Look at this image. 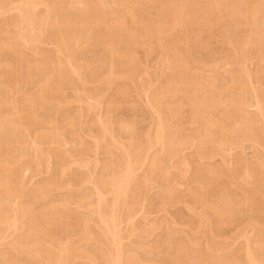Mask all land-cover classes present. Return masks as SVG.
Returning <instances> with one entry per match:
<instances>
[{
  "label": "bare ground",
  "instance_id": "1",
  "mask_svg": "<svg viewBox=\"0 0 264 264\" xmlns=\"http://www.w3.org/2000/svg\"><path fill=\"white\" fill-rule=\"evenodd\" d=\"M262 1L263 0H261L260 3ZM256 3L259 2H255V0H235L234 3H232V7H228V0H0V243H4L7 246V249L3 250V261L0 260L2 261L1 264H64L67 257H70L69 259H71V257L72 259L75 257L77 259L83 257L85 258V261L89 260L87 264H92L97 261V259H94L95 256L92 253L93 250L91 251L86 247L84 249L82 247L83 250H79V248H77V251L79 250L78 253L74 250V247L72 248V246L64 248L66 244L65 240L71 237L73 233H76L75 235L78 237L80 236L79 238H81L82 241H86L87 244L91 240L96 242L99 240L98 238H100L101 235L102 238L104 237L103 239L100 238L101 240H107L106 242H109L108 244H116L115 249L117 251L112 248L114 246L110 247V245L104 241V244L108 245L113 250V254L115 250L114 256L111 253V249L103 244V241L100 243L106 247V249L102 247L103 250H107V252H104L106 253L105 255H103L101 251L99 252L106 257L107 261L104 259L106 264H120L121 261L123 262L124 260V263L132 264L135 255L134 257L131 253H129V255H123L124 253H122L120 246L118 245V240L123 238L121 236L120 238V234L117 233L119 232L118 229L121 228L119 226L121 223L119 222V224L116 221L123 219L122 217H119L118 219V212L119 210L121 211L124 209V206L128 210V207L132 208L134 204L136 206L138 202L141 203L142 201L140 199L139 192L143 191L138 190L142 189L143 186V188H145L146 184H149L151 181L155 179L160 180L159 178L164 179V175L165 177L168 175V171L165 173L167 170H165V168H167V166L164 167L161 162H166L169 159L171 160V158L178 155L180 151L183 152L182 148H189L190 145L195 147L197 157L210 159L213 156L222 155L223 157V152L225 153L226 149L222 147L224 145L228 147H237L240 142L249 141L252 144L260 145V147H262V151L255 154V164H246L243 167L244 162L243 159H241L242 157L240 158L236 155L232 158L231 167H226L227 169L224 168V166L209 167L208 165V167H204L203 165L205 164L201 165L203 167H200L199 165V167L194 168L195 171L193 169L194 173H192L193 175H190L192 176L190 179L194 185H190L191 187H188L187 196L189 197L192 205L200 203V206L203 207V210L200 209L199 213L200 224L204 221L205 222L203 224H205L206 221L211 219L210 221H213L211 224L214 225V229H216L217 232H211V240H209L210 242H208L205 251H198L199 249H196L195 240L198 238L196 231L192 235L186 236L189 237V242H187L190 245L187 247L185 246L187 244H183L181 246L177 244L180 247L185 246L182 250H179L183 254H179L177 251V253L174 254V258L171 257L173 259L170 260L171 262L169 264H187V262H192L194 264L193 261L195 260L198 262L199 260L201 261L199 263L197 262L198 264H202V262L203 264H210L213 263V261H217L219 264H237V262L240 261L232 256L226 257V255V258L224 259L220 260L218 258L219 260H214L216 258H211L209 254L211 253L210 251H214L216 249L217 244H215L214 239L217 234L215 233H218L219 228L221 229L220 226L225 225L228 222L230 224L231 221L234 222L233 220L241 215L243 207L249 208L250 210L253 209L255 212L259 211L264 213V200L261 201L260 199L262 194L258 197L260 199L258 200L259 202L257 201L258 198L256 199V193L262 192L261 189L264 188V181L262 179V181L260 180L263 176L258 179V174L260 175L261 172L264 174V89L261 90L260 93L256 94V100L252 104V97H254L252 93L255 90H253V86H250V83L254 79L258 80L264 75L263 71H259L257 73L254 72L253 74L252 70V72L249 73L248 71L246 72L243 67V69L233 68L227 73V77H229V79H227V84L214 88L215 81L217 79L216 74L220 69L217 70L216 68V74L214 72L204 77L205 75L202 76L199 73L197 74V71H195V64L197 63H195L192 68L194 57H191L194 56L192 55V52L196 49H207L208 47L210 49L209 45L212 44V41H209V39L213 37L216 39L219 37V40L225 39L228 40V43L231 42L233 48L229 45L230 43L227 44L234 51L239 50L240 55L238 54V59L235 58V60H233V55H230L231 57L228 55L229 57L223 60L226 63H230L233 66H235L234 64L242 66L244 63L249 62L248 60L251 61L252 59H259L260 61L263 54L262 51L264 49V43L262 42L263 39L260 38L261 41H259L260 39L258 38V40L256 39L257 41H255V38L252 36L249 38L245 37L246 39H244V34L241 35L243 38L240 36V34H242L240 33L242 32L241 27L245 24L249 25L248 28L251 30L249 32H251V34L253 33L252 35L259 37L262 36V34L264 35V3ZM112 5H115L116 10L111 8ZM216 10H219L218 12L220 14L221 11H223L224 14L226 13L225 15L228 14L227 17H229V21H231V26L228 28L229 30L231 29V34L229 33L230 38L225 37L226 35H223V32H221L222 30L219 29L217 24L213 23L212 14L215 15L214 11ZM218 12H216V14ZM224 14L222 13V16H224ZM260 23L263 24L259 26ZM247 25H245V28ZM227 27L229 26L227 25ZM228 29H225V31ZM201 33L203 35L204 33L206 34V36L204 35L202 39L200 36ZM197 40H199V42ZM222 42L223 41L220 43ZM43 43L44 45L45 43H50L53 48H41L40 45ZM183 49L185 51L184 54L181 53L184 52L181 51ZM88 50H90V52ZM139 51H142L141 53L144 52V56H146V58H149L148 56L154 54L156 55L158 52L160 56L157 55L156 57L159 56L161 62L160 60L158 61L162 63L161 66L163 69L165 66L164 70H166L163 72L164 70L162 68L160 70L158 67L161 71L160 73L158 70V74L160 73L161 76L166 75L168 70V73L165 76L166 83L163 85L161 82V85L160 82H158V88L155 89L152 87L154 91L149 88L152 93L149 92L151 95L148 99H146V103L148 101L147 107H150L151 110L156 112L155 116V112L152 111L154 114L150 116L152 118L155 116V119L151 118V121L149 122L151 124L156 122L157 116H162V118L160 117L162 120L157 117V119H160L161 121L157 120V122L159 121L160 123H153L158 125L152 126L153 129L156 127L155 130L148 132L151 129L150 128L148 131H145L146 133L143 132L140 134H137V130H135V123L128 121L130 119L127 121L120 120V122L117 120L118 125L116 123L114 124H116V127L118 126L120 128H118L120 131L121 129L130 132L133 131L132 134L135 133L139 136L136 135L134 138L135 135L133 134V136H131L132 134L130 133V137H132L133 140H130L128 144H122V141L118 142L117 138L116 142L112 139L110 142L116 143L115 145L112 144V148L114 145L115 148L117 147V150L120 147V150L122 151L117 156H113L112 151L114 150L111 149V144L105 141L106 137L113 133L107 129V127L114 126V124L112 125L113 121H109L111 119L105 120L107 118L103 117L100 118V114L98 120L95 121L94 118V120L92 119L94 116L90 117L89 115L96 113L95 110H97L96 108L100 106V103L101 105L107 103L105 102L102 104L103 99L102 102L100 100L102 95H99L100 97L97 96V89L107 88L108 86L110 87V85L112 87V85L114 86L113 81L127 80L133 85L134 89L137 88L136 90L142 92L141 95H145L143 92H146L145 98L146 96L148 97L149 89L146 88L144 79V84L142 83V80L139 79L144 74L142 67H139V63L141 62L139 59L142 57L140 56L139 59L135 58V56H138L135 54L137 52L139 53ZM86 52H89L90 54L94 52V54L93 56L91 55L92 57L88 58V56L86 58L88 54H85ZM222 52L224 51L222 50ZM190 55L192 56L190 57ZM222 57L224 59V54L221 58ZM152 58L155 59L153 56ZM158 61L156 60L155 62ZM212 61L215 63L214 59ZM199 62H202V60ZM92 63L95 64V68ZM241 63L243 64L241 65ZM141 64L143 63L141 62L140 65ZM214 66H212L213 69L215 68ZM222 66L224 65H221V67ZM209 68H211L210 65ZM84 71L88 74L84 75ZM105 71L108 74L107 76H103ZM144 72L145 74L148 73L146 70H144ZM170 80H173V82H169ZM222 80L224 81V79ZM21 82H23L22 84L25 82V84L31 85L35 88V90L31 92L29 89V92L26 89L27 93H23V87L19 88V84ZM126 82L125 85L122 84V86H125L124 88L121 87V85L118 86L119 88H122H120L121 90H117L121 95V98L129 93V90H131L130 87L126 88L130 85L129 83L127 85ZM148 82L146 80V83ZM89 85L92 87L88 88ZM109 87L108 89H111V87ZM67 88L68 92L69 89L72 91L73 96L71 97L74 98L75 102L79 106L86 101L82 100L84 97L91 100V102H89L86 106L83 104L84 107H80L81 109L74 106L77 108L76 115L71 114V111L69 112L68 110L69 106L67 102H70L71 100L66 102L67 106L63 103V101H65L64 97L67 92ZM125 88L129 90L127 91ZM108 89H105L106 92L109 91ZM103 90H100L103 94L102 98L105 96V90ZM111 96L112 95H110V98ZM118 97L120 98L119 95ZM124 98L125 97H123V99ZM126 99L129 100V97ZM78 102H80V104ZM124 102L126 101L124 100ZM112 103L114 104V101H112ZM109 104L110 103L106 104L108 105V107H106L110 110L111 106H109ZM113 104L112 107H117L121 103H118V105ZM251 104L256 108L254 113H248L246 111V107L251 106ZM104 106H101L102 109ZM121 109L122 108H120V110ZM49 110L53 112L54 117L47 116L52 113L48 112ZM78 110L80 111L78 112L79 114L77 113ZM97 111L101 113V111ZM106 114H108V112ZM134 115L133 117H135ZM87 116L88 118L90 117L92 121H90L87 126H84L83 120H85L84 118L86 117V124L88 121ZM129 117L131 118V116ZM184 118L190 124L194 125L193 128H190L191 130L189 132L186 131V133H184L185 130L182 129L186 127H182L181 124ZM108 121L109 123L111 122V126L107 123ZM151 124L149 126H151ZM136 125L138 126L137 123ZM77 126L79 128H77ZM75 127L77 128V131L78 129H82L84 127L85 134L84 132H78V134H76ZM111 130L113 131V129ZM114 130L117 131V129ZM144 130L145 129L142 131ZM140 131L141 129L138 132ZM68 133L73 135V139L69 138ZM80 133L85 135L83 136L84 138L92 137L91 142L92 139L93 142L90 144L89 140H83L81 137L82 135H79ZM113 136L114 135L109 137L114 138ZM128 136L126 137L129 139ZM142 136L144 137V140L142 139ZM85 141H88V143ZM103 141L105 143L104 145L102 144ZM63 144L71 147L70 149L72 150H69V147L64 150L63 148H66L67 146L65 145V147H63ZM101 146L105 147L103 148ZM153 146L159 147V150L157 149V151L159 154L162 153L164 156L163 158L159 159L161 156H158L159 154L157 155L155 151H153L155 153L154 155H157L158 157L155 156L151 159V157L154 156L153 153L150 155L151 157L148 156L151 151L154 150ZM179 147L180 150H178ZM146 148H150V153L149 150L148 152H145L147 151ZM99 149H103L102 152L105 154V158L102 157L103 160H99L98 158L95 159L97 156L94 158L95 160H84V157L79 160L76 159V163L79 168H86V170L79 171V168L77 169L76 166L77 171L75 167L70 171V164H73L75 162L74 158H77L74 157L72 159L75 153L78 156H81L84 152L88 153L92 150L93 155H97L99 153L98 151H100ZM188 156L190 157V155ZM188 156H186V158ZM176 158H179V156ZM148 159L149 163H147ZM165 162L164 165L166 164ZM188 162L189 161H187L185 157H181L178 159L176 168L181 170V172L185 171L186 173L189 171ZM76 163H74V165H76ZM145 163L147 164L146 167H144ZM172 166L173 165H171L170 169L173 168L174 170V167ZM168 167H170V165H168ZM68 168L70 169L68 170ZM98 168L101 169V173L99 170L97 172L100 174H97V172L95 174V171ZM137 170H141L143 173L136 175ZM24 172H29L32 177H36L42 172H46L47 175L45 178L43 176V179L41 178L42 181L39 180L40 182L36 180L38 184H36V182V185L32 186L27 184L26 181H23L24 179L22 177L27 175ZM241 172L243 173L242 175L245 174L246 177L248 176L253 179L252 182L249 183V185H252L253 183V187H248L249 190L247 191V185L245 186V189L243 186L238 187L235 184V187H238L236 191H241L242 188L247 191H245L246 195L239 199V197L243 194L240 193V196L238 197L235 188H233L234 191H230V188L227 187V185H234L232 182L233 179L239 177ZM32 177L29 180H32ZM181 180L178 185L181 184V186H184L187 184L185 183L187 181L186 178V181L184 182ZM153 184L155 185L154 182ZM80 186L85 188V192H81V188H79ZM77 187L80 190L77 191ZM55 190L64 192L62 194L63 197L59 199L57 204L53 205L52 203H47L49 200L48 197ZM172 192H170L171 195L167 194L168 192L165 193L167 195H162L164 197L163 199L168 201L167 203H170V200L173 199L171 197ZM158 194L159 192L157 195ZM108 195H110L109 199H107ZM174 196L176 195L174 194L173 197ZM45 199L47 200L46 202ZM174 199L177 198L175 197ZM182 201L183 200H181V202ZM38 202L39 205L34 207L33 205ZM50 202H52V200ZM72 204L76 205L74 209L70 206ZM160 204L161 203H159V205ZM162 204L164 206V203ZM93 205L96 207H93L95 208L94 212H88L87 209H89V207L86 209L87 213L80 212L81 209H85L86 206L92 207ZM192 205L190 208V214L195 212L194 210L196 208V206L193 208ZM70 208L74 211L72 212ZM93 208H91V210ZM131 211L129 209L130 213ZM133 212L131 219H133ZM79 213H81L82 216H79ZM93 213L97 214L95 217L97 219L96 222L92 221L96 220L92 218V216H95L92 215ZM121 214H123V210ZM126 215L123 217H126L129 222L130 217H128V219ZM251 218L253 223L256 225L258 223L257 219H255L256 217ZM261 218H263L262 228L260 229V227H254L257 228V230L255 229V238L258 240H253L255 241L253 243H249L247 241L249 244H246L245 249L243 247L244 252L242 253V256L244 259L242 258V260L244 264H264V245H258V241L260 242L264 240V216H261ZM194 219H191L190 221L188 220L187 224L189 227L192 226L191 224L195 223ZM123 220L120 221L122 222ZM90 221L95 223H93V228L95 226L98 228L97 232H95L98 234V230L100 231L99 235L100 233L101 235L99 237H97L98 235H96V237L93 236V234L96 233L91 230L90 225L92 223H89ZM207 225L209 226V224ZM118 226L120 228H117ZM129 232H131V230ZM175 233L177 232H174V234ZM133 234L135 233L133 232ZM168 234L171 235L170 233ZM75 235H73V237ZM127 236L129 237V235ZM219 236H221V234ZM78 237L76 239H78ZM93 237L97 238V240L92 239ZM59 239L62 240L59 241ZM63 240L65 242L63 243V249L59 248L60 246L57 248L55 242L58 243L59 241L60 243ZM170 241H168V243H170ZM99 242L101 241L99 240ZM93 244H91V246H93ZM254 244L255 246L253 247ZM260 244H262V242H260ZM118 246L119 248H117ZM165 246L166 245L164 244L163 247ZM3 248L4 247H2V249ZM98 248H96V250H98ZM124 251L127 252L128 248L127 251L125 249ZM97 252H94L95 255ZM133 252L134 251H132V253ZM240 253L241 252H239V254ZM25 256L29 259V262H27V259L24 261V259L21 258ZM103 256L101 257L102 259ZM111 257L115 260H113V258L111 259ZM98 258H100V256ZM221 258H223V256ZM140 261H138V263ZM141 262L145 261L142 259ZM148 262H150L149 259ZM102 263L103 261L100 264ZM136 263L137 262L134 264Z\"/></svg>",
  "mask_w": 264,
  "mask_h": 264
},
{
  "label": "rangeland",
  "instance_id": "2",
  "mask_svg": "<svg viewBox=\"0 0 264 264\" xmlns=\"http://www.w3.org/2000/svg\"><path fill=\"white\" fill-rule=\"evenodd\" d=\"M230 1V2H229ZM234 1L235 0H228V7H232V3H234ZM261 1V0H260ZM260 1L259 0H255V2H259V3H256V4H261V3H264V0L260 3ZM42 8V7H41ZM112 9H114V10H116L115 8V5H112V7H111ZM41 10V9H40ZM219 11V10H218ZM217 10L216 11H214V14L216 15H213L212 14V20H213V23H216L217 24V26L219 27V29H221L222 31L221 32H223V35L225 34L226 36L225 37H227V38H230L229 36H230V30L228 29V28H230V23H231V21H229L230 19H229V17H227V15H225L224 14V12L223 11H221V14L218 12ZM216 12H218L217 14H216ZM222 13L224 14V16H222ZM213 16H214V18H213ZM217 16H218V18H217ZM222 16V17H221ZM219 18H221V19H219ZM226 18V19H225ZM216 19V20H215ZM225 19V20H224ZM224 20V21H223ZM228 20V21H227ZM217 21V22H216ZM223 24H221V23ZM225 22V23H224ZM229 22V23H228ZM219 23V24H218ZM223 26H221V25ZM263 23H260L259 24V26L260 25H262ZM227 25L229 26V27H227ZM245 25H247V24H245ZM245 25L244 26H242L241 27V30H242V32H240V33H242V34H240V36L241 35H243L244 36V39H246V38H249V37H254L255 38V41H257L258 40V38L260 39H263L262 40V42L264 43V35L262 34V36H254V35H252L251 34V32H249V31H251L250 30V28H248V26L249 25H247L246 26V28H245ZM224 28V29H223ZM225 29H228L229 30V32H228V30L227 31H225ZM249 29V30H248ZM245 30V31H244ZM225 32V33H224ZM249 32V33H248ZM227 33V34H226ZM230 33V34H229ZM247 33V34H246ZM204 35L206 36V34L204 33ZM204 35L201 33L200 34V36H201V39H202V37H204ZM250 35V36H249ZM243 36H241L242 38H243ZM248 36V37H247ZM246 37V38H245ZM263 37V38H262ZM219 37H217L216 39H215V37H213V38H210L209 39V41H212V44L211 45H209L210 46V49H209V47L207 48V49H202V48H199V49H196L195 51H193L192 52V55H194V56H192V55H190V57L191 58H193L194 60V62H193V65H192V68L194 67V64L195 63H197V64H195V71H197V74L199 73L200 75H205L204 77H206V76H208V75H210V74H212V73H214L215 72V74H216V71L218 70V69H220V70H218V72H217V74H216V76H217V79H216V81H215V86H214V88L215 87H219V86H221V85H226L227 84V79H229V77H227L228 76V71L229 70H232L233 68L234 69H240V68H245L244 70L247 72H249V73H251L252 71V73L254 74V72H261V71H263V75H264V49H263V54H262V58L260 59V61H259V59H252L251 61L250 60H248L249 62H246V63H241V65L242 66H239V64H234L235 66H233L232 64H228V63H226L225 61H223V60H225L226 58H228L230 55H233L232 56V59L233 60H235V58L236 59H238V56L240 55L239 54V50L238 51H234L232 48H233V45H231L232 43L231 42H229L228 43V40H222V39H218ZM200 39V40H201ZM257 39V40H256ZM261 39L259 40V41H261ZM198 42H199V40H197ZM215 41V42H214ZM221 41H227L225 44L222 42V43H220ZM245 41V40H244ZM214 42V43H213ZM218 44H217V43ZM232 47H230L228 44ZM259 43V42H258ZM216 44V45H215ZM224 46H223V45ZM227 44V45H226ZM217 45H219V46H217ZM258 45V44H257ZM216 46V47H215ZM40 47L42 48V47H46V49H49V48H53V46H51V44L49 43H45V45H44V43L43 44H41L40 45ZM48 47V48H47ZM214 47V48H213ZM51 48V49H52ZM216 51H215V50ZM219 49H221V50H219ZM198 50V51H197ZM201 50V51H200ZM213 50V51H212ZM222 50L224 51V52H222ZM227 50V51H226ZM229 50V51H228ZM232 50H233V52H234V54H233V52H232ZM89 52H90V50H88ZM181 51H184V49L183 50H181ZM204 51H205V53H204ZM206 51H207V54H206ZM209 51H210V53H209ZM218 51H220V52H218ZM89 52H86L85 54H90ZM142 51H139V53L137 54H135V55H138V56H135V58L137 59H139L140 58V56L142 57L141 59H139L143 64H141L140 65V61L139 60H137L138 62H140L139 63V67L141 68L142 67V70H143V75L141 76V78H139V79H141L142 80V83L144 84V82H145V85H146V88L147 89H153V88H158L159 87V83L158 82H160V84L162 85V83H163V85H164V83H166V75H167V73H168V70H167V72H166V75H162L161 76V68L163 69V67L161 66V64L162 63H160L161 62V60H160V58H159V53L157 52L156 53V55L154 54V55H151V56H148L149 58H146V56H144L145 54H144V52L143 53H141ZM200 52H203V53H200ZM214 52H217V53H214ZM30 53V52H29ZM181 53H185V51L184 52H181ZM87 54V56H86V58L88 57V58H90V57H92L93 56V54H94V52L92 53V54H90V55H88ZM209 54V55H208ZM223 54H224V59H223V57L221 58V56H223ZM237 54V55H236ZM239 54V55H238ZM92 55V56H91ZM157 55H159L158 57H156ZM226 55V56H225ZM229 55V56H228ZM152 56L155 58V59H153L152 58ZM196 56V57H195ZM199 56V57H198ZM213 56V57H212ZM235 56V57H234ZM237 56V57H236ZM231 57V56H230ZM234 57V58H233ZM156 58H159V59H156ZM162 58V57H161ZM195 58H196V60H195ZM202 58V59H201ZM205 58V59H204ZM207 58V59H206ZM210 58H212V59H210ZM216 58V59H215ZM240 58V57H239ZM146 59V60H145ZM149 59V60H148ZM214 59V61H215V63H216V65H215V63L212 61ZM218 59V60H217ZM221 59V60H220ZM148 60V61H147ZM158 61V60H160V62L158 61V62H155V61ZM202 60V62H199V61H201ZM205 60V61H204ZM210 60V61H209ZM262 60V61H261ZM145 61H146V63H145ZM207 61V62H206ZM213 63H212V62ZM222 61V62H221ZM150 62V63H149ZM154 62H155V64H154ZM252 62V63H251ZM145 63V64H144ZM158 63H159V65H158ZM250 63V64H249ZM93 64V63H92ZM92 64H91V66H92ZM146 64H148V65H146ZM205 64V65H204ZM212 64H214V65H212ZM228 64V65H227ZM252 64V65H251ZM255 64V65H254ZM260 64V65H259ZM157 65V66H156ZM204 65V66H203ZM209 65H210V67L211 68H209ZM221 65H224V66H222L221 67ZM239 67H238V66ZM263 65V66H262ZM93 66H94V68H95V64H93ZM97 66V65H96ZM143 66H144V68H143ZM198 68H197V67ZM212 66H214L215 68L213 69L212 68ZM218 66V67H217ZM247 66V67H246ZM254 66V67H253ZM261 66V67H260ZM99 67V66H98ZM97 67V68H98ZM149 67V68H148ZM153 67V68H152ZM160 68V70H159V68ZM202 67V68H201ZM261 69H260V68ZM94 68L92 67V69L94 70ZM200 68V69H199ZM205 68H207V69H205ZM216 68H217V70H216ZM230 68V69H229ZM242 68V69H243ZM91 69V70H92ZM157 69V70H156ZM164 69H165V66H164ZM163 69V70H164ZM167 69V68H166ZM197 69V70H196ZM204 69L205 70V72H204V70H203V72H202V70ZM210 69H211V72H210ZM225 69V70H224ZM263 69V70H262ZM144 70H146L148 73L147 74H145V72H144ZM159 70V74H158V71ZM227 70V71H226ZM252 70V71H251ZM255 70V71H254ZM86 71V70H85ZM84 71V75H87L88 73H86ZM87 71H89V70H87ZM156 71V72H155ZM166 70H164L163 72H165ZM201 71V72H200ZM206 71H208V72H206ZM213 71V72H212ZM154 72H155V74H154ZM223 72V73H222ZM226 72V73H225ZM244 72V71H243ZM104 73V72H103ZM153 73V74H152ZM202 73V74H201ZM204 73V74H203ZM207 73V74H206ZM221 73V74H220ZM152 74V75H151ZM223 74V75H222ZM108 74L106 73V71H105V73L103 74V76H107ZM144 75H146V76H144ZM149 75V76H148ZM153 75H154V77H153ZM225 75V76H224ZM158 76H159V78H158ZM160 76H161V78H160ZM145 77H146V79H145ZM148 77V78H147ZM149 77H151L152 78V80H151V78H149ZM163 77V78H162ZM225 77V78H224ZM159 79V80H157V79ZM165 78V79H164ZM220 80H219V79ZM264 76L262 77V78H260V79H258V80H253L251 83H250V86H253L254 88H253V90H255L252 94H253V96L254 97H252V104L254 103V101L256 100L255 99V96H256V94L257 93H260L261 92V90H263L264 88H263V86H264ZM143 79H144V82H143ZM153 79H154V81H153ZM222 79H224V81L222 80ZM225 79H226V81H225ZM146 80H147V82L149 81H152V82H148V83H146ZM162 80V81H161ZM116 81V80H115ZM127 80H118V81H116V82H114L113 81V83H114V86L112 85V87H111V85H110V87H111V89H108V87L107 88H98L97 89V92L96 93H98V95L97 96H99V95H102V97H103V94H102V91H100V90H105V89H108L109 91H107L106 92V90H105V93H104V98H102V97H100L101 99V102H102V99H103V102H102V104H104L105 102H107V103H105L104 105H101V103L99 104L100 106L99 107H97L96 109L97 110H99V111H101V113L100 112H98L97 110H95V112L96 113H93V115H89L90 117L91 116H94V117H92V119L94 118L95 119V121H97L98 120V117L100 116V118H107V119H105V120H108V119H111V120H109V121H113L112 122V125L114 124V123H116L117 125H118V122H117V120L120 122V120L121 121H127L128 119H130V120H128V121H132V122H134L135 123V126L136 127H138V128H136L135 127V130H137V134L139 133H143V132H145V131H148L150 128V130L148 131V132H152L153 130H155V128L156 127H154V129L152 128V126H158V125H155V124H153V123H158L157 122V120H160L161 118H162V116H157V117H161L160 119H157V117H156V122H153L152 124L149 122V121H151V116L154 114L153 112H155V111H153V110H151V108L149 107H147V103H148V101H147V103H146V99H148L149 98V96L151 95L150 93H152V92H150L151 90L149 89V91H148V93H149V95H148V93H147V95H148V97L146 96V98H145V95H146V92H143V93H145V95L144 94H142L141 95V93L142 92H139L138 90H136V89H134V87H133V85L130 83V82H126ZM138 81V80H137ZM156 81V82H155ZM223 81V82H222ZM229 81V80H228ZM118 82V83H117ZM121 82H123V83H121ZM125 82L127 83V85H128V83L130 84V85H128V87H126V88H129L130 87V89L131 90H129V93H130V95H129V93H127L125 96H122V98H121V95L119 94V92L117 91L118 89H120L121 87H125L124 85H125ZM162 82V83H161ZM169 82H173V80H170ZM218 82H220V83H218ZM23 82H21L20 84H19V88H22L23 89V93L24 92H26L27 93V90L30 92V90H31V92H33L34 90H35V88H33L31 85H27V84H25V82H24V84H22ZM116 83V84H115ZM153 83V84H152ZM157 83H158V85H157ZM122 84H124L123 86H122ZM217 84H219V85H217ZM252 84V85H251ZM25 85V86H24ZM121 85V87L119 88L118 86H120ZM126 85V86H127ZM149 85V86H148ZM261 85V86H260ZM116 86V87H115ZM148 86V87H147ZM157 86V87H156ZM92 86L91 85H89L88 86V88H91ZM109 87V88H110ZM132 87H133V89L135 90H133L132 89ZM136 87V86H135ZM153 87V88H152ZM116 88V89H115ZM125 88V89H126ZM25 89V90H24ZM27 89V90H26ZM30 89V90H29ZM122 89V88H121ZM120 89V90H121ZM146 89V90H147ZM103 90V91H104ZM127 90V89H126ZM127 90V91H128ZM132 90H133V92H132ZM139 93H138V92ZM152 91H154V89L152 90ZM117 92V93H116ZM137 92V93H136ZM107 93V94H106ZM116 93V94H115ZM120 96V98L118 97V95ZM110 95H112L111 96V98H110ZM114 95V96H113ZM133 95V96H132ZM70 96V97H69ZM71 96H73V93H72V91H70V89H69V92H68V88H67V92H66V94H65V101H63V103L66 105V102L67 101H70V102H67V104H68V106H69V108H68V110H69V112L71 113V114H74V115H76V109L77 108H83L84 106H86L89 102H91V100H89V99H87L86 97H84V99H82L83 101L84 100H86V101H84V103H82V104H80V102H78L79 104H80V106L75 102V100H74V98L73 97H71ZM108 96V97H107ZM127 96V97H126ZM131 96V97H130ZM263 96H264V94H263ZM112 97H113V99H112ZM123 97H125L124 99H123ZM129 97V100L128 99H126V98H128ZM138 97V98H137ZM64 98H63V100H64ZM110 98V99H109ZM116 98V99H115ZM73 99V100H72ZM99 99V98H98ZM106 99V100H105ZM110 101H109V100ZM112 99V100H111ZM118 99V100H117ZM131 99V100H130ZM145 99V100H144ZM100 100H99V102H100ZM105 100V101H104ZM109 102H108V101ZM117 100V101H116ZM124 100L126 101V102H124ZM132 100H134V101H132ZM144 100V101H143ZM75 103H74V102ZM112 101H114V104L112 103ZM119 101V102H118ZM122 101V102H121ZM129 101H131V102H129ZM139 101V102H138ZM72 102V103H71ZM117 102V103H116ZM137 102V103H136ZM144 102V103H143ZM73 103H74V105H73ZM108 103H110L109 104V106H111L110 108V110L109 109H107V107H108V105H106V104H108ZM118 103H121V104H119L118 105ZM131 103H132V105H131ZM135 103H136V105H135ZM63 104V105H64ZM76 104V105H75ZM83 104H84V106H83ZM112 104L113 105H118L117 107H115V106H113L112 107ZM126 104V105H125ZM251 104V106H247L246 107V111L248 112V113H254L255 112V110H256V108H255V106L253 107V105ZM72 105H73V107H72ZM123 105V106H122ZM135 105V106H134ZM67 106V105H66ZM70 106H71V108H70ZM74 106H77V108H75ZM104 106V108L102 109V107ZM107 106V107H106ZM125 106V107H124ZM101 107V108H100ZM106 107V108H105ZM134 107V108H133ZM74 108H75V110H74ZM80 108V109H81ZM100 108V109H99ZM115 109V110H113V109ZM120 108H122L121 110H120ZM79 109V110H80ZM102 109V110H101ZM106 109V110H105ZM139 109V110H138ZM52 110V109H51ZM51 110H49L48 112H52ZM77 111V113L78 112H80V111ZM131 110V111H130ZM151 111V113H150V111ZM254 110V111H253ZM72 111H75V112H72ZM110 111V112H109ZM111 111H113V112H111ZM115 111H117V112H115ZM142 111V112H141ZM153 111V112H152ZM251 111V112H250ZM47 112V113H48ZM108 112V114H106ZM115 112V113H114ZM140 112V113H139ZM50 113H48V114H50ZM137 113V114H136ZM148 115H147V114ZM150 113V114H149ZM52 114V115H51ZM50 115H47V116H52V117H54V115H53V112L51 113ZM79 114V113H78ZM77 114V115H78ZM100 114V115H99ZM135 114V115H134ZM97 115V116H96ZM103 115V116H102ZM109 115V116H108ZM112 115V116H111ZM133 115L135 116V117H133ZM151 115V116H150ZM155 116H156V112H155V114H154ZM114 116V117H113ZM120 116V117H119ZM129 116H131V118L129 117ZM138 116V117H137ZM143 116V117H142ZM155 116L152 118V119H155ZM88 118V116H87V119H88V121L86 122V124H85V121H86V117L84 118L85 120H83V123H84V126H87L88 125V123L90 122V121H92L91 120V118ZM137 117V118H136ZM143 118V121H142V118ZM147 117V118H146ZM149 117V118H148ZM115 118H117V119H115ZM126 118V119H125ZM135 118H136V120H135ZM186 118V117H185ZM184 118V119H185ZM93 119V120H94ZM113 119V120H112ZM141 119V120H140ZM144 119H145V121H144ZM183 119V121H182V127H186V128H182V129H184L185 131H184V133H186V131L187 132H189L192 128H193V124H190L186 119L184 120ZM140 120V121H139ZM162 120V119H161ZM160 120V121H161ZM109 121L107 122V123H109ZM154 121V120H153ZM186 121V122H185ZM110 122V123H111ZM141 122V123H140ZM151 124V126H149L150 124ZM184 122V123H183ZM109 123V124H110ZM136 123L138 124V126L136 125ZM160 123V122H159ZM186 123H187V125H186ZM116 124H114V126H111V124L109 125V126H111V127H107V129L108 130H110L111 132H113L111 135L109 134L107 137H106V139H105V141L107 142V143H110L111 145H110V147H111V149L112 150H114V151H112V154H113V156H117L120 152H122L120 149V147H119V149L117 150L115 147H114V145L116 144L115 142L118 140V142H121L122 141V144L123 143H125V144H128V142H130V140H133V138L132 137H130V135L132 134V132H130V131H126V130H123V129H121V131L119 130L120 128L117 126L116 127ZM139 124H142V125H139ZM147 124H148V126H147ZM106 125H108V124H106ZM145 125H146V128H147V130H146V128H145ZM184 125V126H183ZM83 126V125H82ZM144 126V127H143ZM114 127H116V128H114ZM77 128H79L78 126H77ZM77 128L75 127V133L76 134H78V132H84V134H85V130H84V127L81 129H78V131H77ZM110 128V129H109ZM119 128V129H118ZM191 128V129H190ZM85 129H86V127H85ZM111 129H113V131L111 130ZM114 129H117V131H115ZM141 129V131L140 132H138L139 130ZM143 129H145L144 131H142ZM79 130H81V131H79ZM66 131V130H65ZM123 131V132H122ZM127 132V133H126ZM134 132H136V131H134ZM82 133H80L79 135H82ZM123 133V134H122ZM128 133H129V136H128ZM131 133V134H130ZM146 133V132H145ZM126 134V135H125ZM135 136H134V138L136 137V135L137 134H135V133H133ZM133 134L131 135V136H133ZM112 135H114L113 137L114 138H112V137H109V136H112ZM122 135H124V136H122ZM68 136H69V138H71V139H73V135L71 134H69L68 133ZM83 136H85V135H82L81 137H82V139L83 140H85V139H87V140H89L90 142V144L93 142V139H92V142H91V138L90 137H88V138H84ZM88 136V135H87ZM86 136V137H87ZM126 136H128L129 137V139L126 137ZM137 136H139V135H137ZM111 138V139H110ZM116 138H117V140H116ZM122 138V139H121ZM126 138V139H125ZM110 139V140H109ZM114 140L115 142H110L111 140ZM129 141H128V140ZM142 139L144 140V137L142 136ZM125 140V141H124ZM86 143H88V141H85ZM117 142V143H118ZM250 143V144H249ZM103 145L105 144L104 143V141H103V143H102ZM101 144V145H102ZM112 144H114L113 145V148H112ZM64 145V144H63ZM62 145V146H63ZM66 145V144H65ZM65 145L63 146V147H65ZM69 145V144H68ZM240 145V146H239ZM239 145L237 146V147H228V146H222L223 148H226L225 149V153L223 152V157H222V155H220V156H213V157H211L210 159L209 158H204V159H202V158H199V157H197V154H196V151H195V147H193V145L191 146H189V148L187 147V148H185L184 146H182V147H184V148H182L181 150L183 151V152H179L178 153V155H176V156H174V157H172L171 158V160L169 159V160H167L166 162L165 161H163V162H161V163H163V166L164 167H166L167 166V168H165V173L167 172L168 173V175H166V177H165V175H164V179L162 178H159L160 180H153V181H151L149 184H146V186H145V188H143L142 187V189H140V190H138V191H143V192H139L140 193V199H141V203H142V205H141V203H139L138 202V204H136V206H135V204L132 206V208H130V207H128V210H127V208L124 206L123 208L124 209H122L123 210V214H124V212H125V214L124 215H126L128 212H129V209H130V211L131 210H133V211H131V213L129 212L126 216H127V218L128 217H130V219H129V222H128V220L126 219V217L124 218L123 216V214H121L122 213V210L120 211L119 210V212H118V219H119V217H122L123 219H120V220H123L122 222L120 221V220H118V221H116V222H120L118 225L121 227H117V228H120V229H118L119 230V232H117V233H119L120 235H119V237L121 236V237H123V238H121V239H119L118 241H119V243H118V245L120 246V249H121V251H122V253H124L123 255H125V254H127V255H129V253H131L132 254V256L134 257V255H135V258L133 259L134 261L132 262V264H134L135 262H137L136 264H169L171 261V259H173L174 258V254H176L177 253V251H178V253L179 254H183L181 251H179L180 249L182 250V248L183 247H185V246H187L188 247V245H190L188 242V240H189V237H186V236H189V235H192L195 231L197 232V235H198V238L195 240L196 241V243H195V246H196V249L198 250V251H201V250H204L205 251V248L207 247V245H208V242H210L209 240H211L210 238H211V232H217V230L216 229H214V225H212L211 223L213 222H211L210 220L211 219H209V221H206V223L207 224H209V226L205 223V224H203L204 222H201V224H200V215H199V213H200V209L201 210H203V207L202 206H200V203H197V205H196V203L195 204H191V201H190V199H189V197L187 196V189H188V187H191V186H193L194 184H192V182H191V177L192 176H190V175H193L192 173H194L193 172V169L194 168H196V167H199V165H200V167H208V165H209V167H213V166H224V168H228V167H231V164H232V158L234 157V156H236V155H238L237 157H242L241 159H243V162H244V164H243V167L246 165V164H255V162H256V158H255V154L256 153H258V152H261L262 151V147H260V145H256V144H252L251 142H249V141H242V143L240 142L239 143ZM255 145V146H254ZM67 146V145H66ZM62 147V148H63ZM68 147L69 146H67L66 148H63L64 150H66V149H68ZM101 147H103V146H101ZM105 147V146H104ZM103 147V148H104ZM154 147V146H153ZM152 147V148H153ZM155 147H156V149H155ZM153 149L154 150H152L151 151V153H150V148L149 149H147V151H145V152H148V150H149V157H151L150 155L153 153V155L156 153L157 155L159 154V152L157 151V149L159 150V147H157V146H155ZM253 147H255V148H253ZM71 147H69V150H72V149H70ZM100 148V147H99ZM194 148V149H193ZM232 148V149H231ZM261 148V149H260ZM187 149V150H186ZM100 151H98L99 153L97 154V155H93V152H92V150L91 151H89L88 153H91V154H88V153H86V152H84L83 153V155H81V156H78L76 153V155L74 154V156L72 157V159L74 158V157H77V158H74V163H76V159H82L83 157V159L84 160H95V159H99V160H103V158L102 157H104L105 158V154H104V152H102V150L101 149H99ZM120 150V151H119ZM178 150H180V147H179V149ZM224 150V149H223ZM227 150V151H226ZM254 150V151H253ZM256 150V151H255ZM258 150V151H257ZM116 151V152H115ZM153 151H155V153L153 152ZM192 151V152H191ZM118 152V153H117ZM229 152V153H228ZM86 153V154H85ZM190 153V154H189ZM114 154H116V155H114ZM85 155V156H84ZM103 155V156H102ZM157 155H154V156H152L151 157V159L153 158V157H155V156H157ZM180 155H181V157H185V159H187V161H189L188 162V170L189 171H187L186 173H185V171H183V172H181V170H179V169H177L176 168V165H177V162H178V159L179 158H181L180 157ZM184 155V156H183ZM188 155H190V157L188 156ZM196 155V156H195ZM97 156V157H96ZM158 156H161V157H159V159L160 158H163L164 156L162 155V153L161 154H159ZM157 156V157H158ZM179 156V158H176V157H178ZM186 156H188L187 158H186ZM195 158H194V157ZM228 156H229V158H228ZM79 157V158H78ZM87 157V158H86ZM96 157V158H95ZM100 157V158H99ZM95 158V159H94ZM244 158H245V160H244ZM194 159V160H193ZM197 159H199V160H197ZM211 160V161H210ZM169 161V162H168ZM227 161V162H226ZM250 161H252V162H250ZM164 162L166 163L165 165H164ZM167 162H168V164H167ZM174 164H173V163ZM193 163V164H191V163ZM213 162V163H212ZM250 162V163H249ZM71 163H73V162H71ZM74 163L73 164H70L71 166H69V167H71V169L70 168H68V170L70 169V171L75 167V169H76V166H77V169L79 168V166H78V164L76 163V165H74ZM147 163H149V159H148V161H147ZM202 163V164H201ZM229 163V164H228ZM191 164V165H190ZM203 164H205V165H203ZM212 164V165H211ZM216 164H218V165H216ZM224 164V165H223ZM146 163H145V166L144 167H146ZM168 165H170V167H168ZM171 165H173L172 167H174V170H173V168L172 169H170L171 168ZM175 165V166H174ZM198 165V166H197ZM201 165H203V166H201ZM229 165V166H228ZM53 166V165H52ZM51 166V167H52ZM191 166V167H190ZM195 166V167H194ZM162 167V166H161ZM163 168V167H162ZM226 168V169H227ZM77 169H76V171H77ZM84 169V170H83ZM79 168L78 170L79 171H85L86 170V168ZM170 169V170H169ZM175 169H177V170H175ZM100 170V171H99ZM75 171V170H74ZM97 171H99L100 173H101V169H97L96 171H95V174H96V172ZM176 171H179V172H176ZM194 171H195V169H194ZM73 172V171H72ZM99 172H97V174H100ZM176 172V173H175ZM25 173V172H24ZM23 173V174H24ZM140 173L142 174L143 173V171L141 172V170H137L136 171V175H140ZM189 173V174H188ZM260 173V172H259ZM22 174V175H23ZM25 174H27V175H23L24 177H22L24 180V182L26 181V183L27 184H29V185H36V184H38V182H40V181H42V177L44 176V178L46 177V172H42L41 174H39L38 176H34V177H32L31 175H30V173L29 172H27V173H25ZM181 174V175H180ZM243 173L241 172L240 173V175H239V177H236L235 179H233V184L234 185H230V186H228L227 185V187H229L230 188V191L231 190H233L234 191V189L233 188H235V191H236V189L239 187V186H243L244 188H245V186H246V188H250V186H251V188L253 187V183H252V185L250 184L249 185V183H251L252 182V180L253 179H251V178H249L248 176V178L246 177V175L244 174V175H242ZM21 175V176H22ZM173 175V176H172ZM177 175V176H176ZM179 175V176H178ZM212 175V174H211ZM26 176H27V178H26ZM32 177V180H29V179H31V177ZM169 176H170V178H169ZM172 176V177H171ZM259 176V177H258ZM258 179L260 178V177H262L263 176V178H260V180L262 179L263 181H264V174L261 172V174L259 175L258 174ZM175 177H176V179H175ZM42 178V179H41ZM153 178H154V176H153ZM152 178V179H153ZM174 180H173V179ZM185 178L187 179V181L188 180H190V181H186L185 180ZM171 179H172V181H171ZM182 179V180H181ZM242 179V180H241ZM248 180V181H246V180ZM251 179V180H250ZM36 180H38V182L36 181ZM40 180V181H39ZM178 180H179V182H178ZM180 180L181 181H186L185 183H187L186 185H184V186H181V184L180 185H178L179 183H180ZM236 180V181H235ZM261 180V181H262ZM157 181H159V182H157ZM176 181V182H175ZM29 182V183H28ZM33 182V183H32ZM37 182V183H36ZM153 182L155 183V185L153 184ZM165 182V183H164ZM172 182V183H171ZM190 182H191V184H190ZM235 182V183H234ZM25 183V184H26ZM36 183V184H35ZM148 183V182H147ZM152 183V184H151ZM161 183V184H160ZM164 183V184H163ZM177 183V184H176ZM189 183V184H188ZM246 183V184H245ZM26 184V185H27ZM166 184V185H165ZM169 184H171V185H169ZM173 184V185H172ZM176 184V185H175ZM235 184H236V186H238V187H235ZM241 184H243V185H241ZM149 185V186H148ZM159 185V186H158ZM191 185V186H190ZM249 185V186H248ZM154 186H155V188H154ZM158 186V187H157ZM234 186V187H233ZM28 187H30V186H28ZM148 187H151V188H148ZM171 187V188H170ZM173 187V188H172ZM184 187V188H183ZM78 188V187H77ZM79 188H81V192H85V188L83 187V186H80ZM76 189L77 191L78 190H80V189ZM148 188V189H147ZM169 188V189H168ZM175 188V189H174ZM179 188H180V190H179ZM244 188H242L241 189V191H236V194H238V197L240 196V193L241 194H243L241 197H239V199H241V198H243V196H245L246 195V193H245V191L246 190H244ZM245 188V189H246ZM249 188L247 189V191L249 190ZM262 188H263V186H262ZM144 189H145V191H144ZM149 189H150V191H149ZM158 190H160V191H158ZM184 190H185V192H184ZM243 190H244V193H243ZM159 192V194L157 195V193ZM162 191H165V192H162ZM173 191V192H172ZM179 191V192H178ZM181 191V192H180ZM246 191V192H247ZM261 191L262 192H257L256 193V199L261 195V197H260V199H261V201L262 200H264V188L263 189H261ZM58 192V193H57ZM62 191H59V190H55L52 194H50V196L48 197L49 198V200L47 201L46 199H48V198H46L45 199V202L47 201V203H52L53 205L54 204H57L58 202H59V199L60 198H62L63 196H62V194L64 193V192H62ZM151 192V193H150ZM157 192V193H156ZM162 194H161V193ZM168 192V193H167ZM170 192H172V200H170V203H167L168 201H165L163 198V194L164 195H167V194H169V195H171V193ZM142 193H144V194H142ZM165 193H167V194H165ZM181 193V194H180ZM184 194V196H183V194ZM58 196H57V195ZM176 195V196H174L173 197V195ZM178 194V195H177ZM143 195V196H142ZM148 195V196H147ZM155 195V196H154ZM180 195V196H179ZM109 196L110 195H108V198L107 199H109ZM141 196H142V198H141ZM183 196V197H182ZM153 197V198H152ZM177 198V199H174V198ZM179 197H180V199L181 200H183L182 202H181V200L179 199ZM188 197V198H187ZM52 198V199H51ZM185 198V199H184ZM54 199V200H53ZM145 199V200H144ZM148 200V202H147V200ZM153 201H152V200ZM156 199V200H155ZM157 199H159V200H157ZM160 199H162V200H160ZM259 198L257 199V201L258 200H260ZM52 200V202H50ZM110 200H111V197H110ZM110 200H109V202H110ZM144 200V201H143ZM154 200H155V202H154ZM180 200V201H179ZM187 200V201H186ZM20 201V200H19ZM164 201V202H163ZM172 201V202H171ZM185 201V202H184ZM259 202V201H258ZM44 203V202H43ZM159 203H161L160 205H159ZM162 203H164V206H163V204ZM37 204V205H36ZM36 204H34L33 206L34 207H36V206H38L39 205V202L38 203H36ZM169 204V205H168ZM191 204L192 205V207L193 208H195V206H196V208H195V212H192V213H195V214H190V208H191V205L189 206V205ZM199 204V205H198ZM258 204V203H257ZM150 205V206H149ZM156 205V206H155ZM159 205V206H158ZM172 205V206H171ZM202 205V204H201ZM71 206V208H73L74 209V207L76 206L75 204H72V205H70ZM139 206V207H138ZM201 207V208H199V207ZM89 207V209H87ZM93 207H95V205H93L92 207H90V206H86L85 207V209H81V211L80 212H85V213H87L86 211L88 210V212L89 211H92V212H94V210H95V208H93ZM144 207V208H143ZM150 209H149V208ZM157 207V208H156ZM70 208V210H72V212L74 211L73 209H71ZM91 208H93L92 210H91ZM140 208V209H139ZM149 210H148V209ZM76 209V208H75ZM87 209V210H86ZM121 209V208H120ZM144 209V210H143ZM153 209V210H152ZM162 209V210H161ZM248 209V210H247ZM245 210H246V212H245ZM250 209L249 208H246V207H243V210H242V213H241V215L240 216H238L235 220H233L234 222H232L231 221V223L229 224V222L227 223V224H225V225H222V226H220L221 227V229L219 230L218 229V233H215V234H217V236H216V238L214 239V242H215V244H217V246H216V249L218 248V247H220L218 250H214V251H210L211 253L209 254L210 255V257L211 258H216V259H214V260H217L218 258L221 260V259H224V258H226V257H229V256H232V257H234V258H237V260L239 259L240 261L239 262H237V264H244L243 263V260H242V258L244 259V257L242 256V253L244 252V249H245V246H246V244L249 242V243H253V242H255L256 240H258V239H256L255 237H256V233H255V229L257 230V228L258 227H260V229L262 228V219L263 218H261V216H264V213L263 212H259V211H257V212H255L253 209H251L250 211H249ZM139 211V212H138ZM147 211V212H146ZM151 211V212H150ZM197 211V212H196ZM252 211H254V212H252ZM121 212V213H120ZM132 212L134 213V215H133V219H131L132 218ZM202 212V211H201ZM245 212V213H244ZM259 212V213H258ZM138 213V214H137ZM261 213V214H260ZM76 214V213H75ZM121 214V215H120ZM130 214V215H129ZM137 214V215H136ZM245 214H246V216H245ZM79 216L81 215V213H79L78 214ZM91 215V214H90ZM92 215H95V216H92ZM91 216H92V218H94V219H96L95 217L97 216V214H92ZM176 215V216H175ZM253 215V216H252ZM255 215V216H254ZM258 215H260V216H258ZM82 216V215H81ZM192 216V217H191ZM195 216H197V217H195ZM256 217L255 219H257V221H258V223L255 225L254 223H253V221H252V218L251 217ZM164 218H165V220H164ZM195 218V219H194ZM240 218V219H239ZM247 218V219H246ZM261 218V219H260ZM170 219V220H169ZM195 220L194 222L196 223H194V224H191L190 226L191 227H189L188 226V224H187V222H188V220L190 221V220ZM198 219V220H197ZM239 219V220H238ZM260 219V220H259ZM125 220H127V221H125ZM132 220V221H131ZM134 220V221H133ZM167 220V221H166ZM250 220H251V223H250ZM92 221H97V219L96 220H92ZM136 221V222H135ZM170 221V222H169ZM172 221V222H171ZM186 221V222H185ZM197 221H199V222H197ZM244 221V222H243ZM246 221V222H245ZM261 221V222H260ZM135 223V225H134V223ZM138 222V223H137ZM177 222V223H176ZM242 222V223H241ZM89 223H92L91 221L89 222ZM94 223V222H93ZM91 224L90 226H91V230L92 231H94V233H96L97 232V229L98 228H96V226L93 228V226H94V224ZM124 223H126V224H124ZM132 223H133V225H132ZM137 223V224H136ZM198 223H199V225H198ZM250 223V224H249ZM185 224V225H184ZM252 224H254V225H252ZM126 225V226H125ZM129 225V226H128ZM202 225V226H201ZM135 226V227H134ZM138 226V227H137ZM167 226H168V228H167ZM253 226V227H252ZM176 227V228H175ZM188 227V228H187ZM195 227V228H194ZM203 227V228H202ZM254 227H257V228H254ZM93 228V229H92ZM126 228H127V230H126ZM136 230H135V229ZM199 228V229H198ZM211 228H212V230H211ZM94 229H96V230H94ZM131 230V232H129L130 230ZM189 229V230H188ZM195 229V230H194ZM197 229V230H196ZM203 229V230H202ZM214 229V230H213ZM254 229V230H253ZM117 230V231H118ZM121 230V231H120ZM169 230H171V231H169ZM175 230V231H174ZM177 230V231H176ZM182 230V231H181ZM184 230V231H183ZM190 230H191V232H190ZM201 230V231H200ZM211 230V231H210ZM96 231V232H95ZM144 231H146V232H144ZM151 231V232H150ZM181 231V232H180ZM251 231H252V233H251ZM99 230H98V234L96 233V234H93V236L94 237H96V235H98L97 237H99L100 235H101V233H100V235H99ZM121 232V233H120ZM129 232V233H128ZM133 232L135 233V234H133ZM150 232V233H149ZM170 233L171 235H169L168 233ZM174 232H177V233H175L174 234ZM180 232V233H179ZM189 232V233H188ZM201 232H203V233H201ZM186 233V234H185ZM205 233V234H204ZM209 233V234H208ZM76 233H73L72 235H71V237H69V238H71V239H66L65 240V238H64V240H65V242H66V244H65V247L63 246V243H65L64 242V240L62 241V242H60L59 243V241H61L62 239H59V241H58V243L57 242H55L56 243V246H57V248L59 247V248H62L63 249V247L64 248H68L69 246L71 247L72 246V248L74 247V250H76L77 251V248H79V250H81L82 249V247H83V249L86 247L87 249H89V250H93V254H94V256H95V258H94V256H93V258L94 259H97V261H95V260H93V261H95V262H97V263H95V262H93L92 264H100L102 261H103V263H105V260L107 261V259H106V257L105 256H103V255H105L106 253H104V252H107V250H103V248L102 247H104V249H106V247L108 246V245H110V247L111 246H114V247H112L113 249H115V245L113 244L112 245V243L111 244H108L109 242H106L105 240H101L100 238H102V235H101V237L100 238H98L101 242H99V240H97V238H92V239H96L97 241H98V243H97V241L96 242H94L93 240H91L90 242H88V244L86 243V241H82V239L81 238H79L78 236H76L75 235ZM132 234V235H131ZM137 234V235H136ZM144 234V235H143ZM188 234V235H187ZM221 234V236H219ZM224 234V235H223ZM245 236H244V235ZM73 235H75L74 237H73ZM127 235H129V237L127 236ZM135 235V236H134ZM142 235V236H141ZM167 237H166V236ZM210 235V236H209ZM241 235V236H240ZM249 235V236H248ZM253 235V236H252ZM117 236H118V234H117ZM132 236V237H131ZM138 236V237H137ZM78 237V239H76ZM142 237V238H141ZM181 239H180V238ZM191 237V236H190ZM254 239H253V238ZM104 238V237H103ZM102 238V239H103ZM166 238V239H165ZM178 238H179V240H178ZM186 238V239H185ZM248 238H249V240H248ZM251 238V239H250ZM118 239V238H117ZM137 239H140V240H137ZM70 240H71V243H70ZM171 240V241H170ZM208 240V241H207ZM253 240H255V241H253ZM102 241H103V244H104V241H105V243H107L108 245H106V244H104V245H106V247L103 245V244H100V243H102ZM121 241V242H120ZM138 241V242H137ZM168 241H170V243H168ZM183 242V243H181V242ZM188 241V242H187ZM248 241V242H247ZM69 242V243H68ZM78 242V243H77ZM95 243V244H93V243ZM116 242V241H115ZM173 242H174V244H173ZM219 242V243H218ZM260 242H262V244H260ZM258 241V245H264V240L263 241ZM86 244V246H85V244ZM93 244V246H91V244ZM167 243H168V245H167ZM248 243V244H249ZM257 243V242H256ZM58 244H60V245H58ZM69 244H71V245H69ZM90 244V245H89ZM97 244V245H96ZM166 245L165 247H163V245ZM169 244H170V246H169ZM177 244H179L180 246L181 245H183V244H187V245H185V246H183V247H180L179 245H177ZM202 244V245H201ZM224 244V245H223ZM62 245V246H61ZM76 245V246H75ZM89 245V246H88ZM101 245V246H100ZM173 245V246H172ZM257 245V244H256ZM4 247L3 249H2V247ZM5 244L4 243H0V253H1V256H0V260H2L3 259V250H6L7 249V246H6V248H5ZM78 246H80V247H78ZM91 246V247H90ZM97 246V247H96ZM119 246L117 247V248H119ZM169 246V247H168ZM255 246V244L253 245V247ZM75 247H76V249H75ZM90 247V248H89ZM98 247H100V248H98ZM109 247V246H108ZM109 247V249H111ZM158 247V248H157ZM169 249H168V248ZM203 247V248H202ZM226 247V248H225ZM243 247H244V249H243ZM96 248H98V250H96ZM101 248H102V250H101ZM127 248H128V251H127ZM82 249V250H83ZM123 249V250H122ZM124 249L127 251V252H125L124 251ZM163 249V250H162ZM241 249H242V251H241ZM78 250V251H79ZM116 250V249H115ZM115 250H114V254H115ZM131 250V251H130ZM175 250V251H174ZM2 251V252H1ZM75 251V252H76ZM78 251H77V253H78ZM97 252L96 253V255H95V253L94 252ZM102 252L103 253V255H102V253H99V252ZM117 251V250H116ZM124 251V252H123ZM132 251H134V252H136V253H132ZM229 251V252H228ZM234 251V252H233ZM81 252V251H80ZM113 252V250L111 249V253ZM165 252V253H164ZM170 252V253H169ZM174 252V253H173ZM190 252V251H189ZM226 252V253H225ZM239 252H241L240 254H239ZM110 253V254H111ZM231 255H230V254ZM99 254H101V255H99ZM113 254V253H112ZM113 254V255H114ZM130 254V255H131ZM178 254V255H179ZM191 254V253H190ZM222 254H224V255H222ZM238 254V255H237ZM119 255V254H118ZM225 255H226V257H225ZM100 256V258H98ZM103 256V259L101 258ZM115 256V255H114ZM113 256V257H114ZM168 256H169V258H168ZM223 256V258H221ZM236 256V257H235ZM240 256H242V257H240ZM77 257H80V256H77ZM105 257V258H104ZM113 257H111V259L113 258ZM122 257V256H121ZM124 257V256H123ZM137 257H139V258H137ZM171 257H173V258H171ZM21 258H23L24 259V261H25V259H27L26 258V256L25 257H21ZM70 257H67L65 260L66 261H68V259H69ZM83 258V257H82ZM80 258V259H77L76 257L74 258V259H72V257H71V259H69V261L67 262V263H65L64 262V264H87V262H89V260L88 261H85V258ZM115 258V257H114ZM113 258V260H115ZM124 258H126V257H124ZM105 259V260H104ZM123 259V258H122ZM121 259V260H122ZM139 259V260H138ZM142 259H143V261H145V262H141L142 261ZM148 259H149V261L150 262H148ZM152 259H154V260H152ZM218 259V260H219ZM29 259H27V262H29L28 261ZM87 260V259H86ZM99 260V261H98ZM141 260V261H140ZM166 260V261H165ZM191 260V259H190ZM193 260H195V259H193ZM3 261V260H2ZM2 261H0V264L2 263ZM85 261V262H84ZM126 261H127V259H126ZM138 261H140L139 263H138ZM196 261V262H195ZM195 261H193L194 262V264H196L198 261L197 260H195ZM125 262V260L122 262L121 261V263L120 264H122V263H124ZM148 262V263H147ZM165 262V263H164ZM199 262H201L200 260H199ZM198 262V263H199ZM242 262V263H241ZM102 263V264H103ZM191 264H193L192 262H190ZM189 262H187V264H190ZM197 263V264H198ZM213 263L214 264H219L217 261H213ZM213 263H210V264H213ZM27 264H29V263H27ZM88 264H90V263H88ZM106 264V263H105ZM124 264H126V263H124ZM128 264V263H127ZM201 264V263H200ZM202 264H203V262H202Z\"/></svg>",
  "mask_w": 264,
  "mask_h": 264
}]
</instances>
